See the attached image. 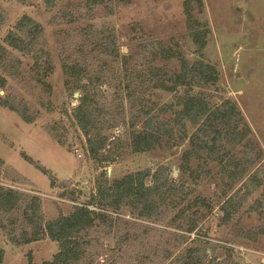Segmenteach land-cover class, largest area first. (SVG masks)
Segmentation results:
<instances>
[{
	"label": "rangeland",
	"instance_id": "rangeland-1",
	"mask_svg": "<svg viewBox=\"0 0 264 264\" xmlns=\"http://www.w3.org/2000/svg\"><path fill=\"white\" fill-rule=\"evenodd\" d=\"M25 1L0 0V79L6 84L4 89L0 87V96L27 105L35 117L27 123L18 112L0 105L3 183L39 195L45 220H50L68 215L74 205L88 201L102 171L113 179L140 169H161L162 179L168 178L175 189L179 209L201 195L211 199L212 210L206 211L201 204L188 210L198 221L193 232L171 223L178 210L158 221L136 218L125 210L121 220L111 227L99 226L90 237L89 250L96 264H185L189 248L195 249L193 257L203 264H264V232H258L264 219L252 209L256 201L264 204V186L245 201L229 223L222 224L219 202L227 186L216 162L192 158L189 169L184 170L182 156L188 142L178 146L163 143L145 153H134L129 147L136 109L150 107L157 113L174 101L175 95L150 88L146 76L142 85L136 80L134 89L139 95L129 99L124 85L119 88L117 84L122 60L132 55V65L145 62L139 65L147 69L151 52L142 44L158 40L169 44L177 40L187 57H194L185 0H58L53 7L45 0ZM204 4L200 16L212 29L205 59L217 64L220 80L196 90L211 93L216 103L231 99L238 105L251 128L248 137L254 150L263 151L258 162L263 171L264 0H204ZM25 15L42 26L33 52L43 47L48 53L53 67L45 78L48 86L36 80L33 53L15 50L6 41ZM114 42L118 57L109 54ZM71 56L86 63L89 78L81 84L91 91V103L98 110L97 126L110 136L109 145L100 151L108 161L89 153L86 138L71 116L85 95L84 90L73 91L66 84L62 63ZM165 64L157 61L154 65ZM179 92L182 94L183 88ZM148 116L137 127L143 126ZM158 117L160 122L168 121L170 113L161 112ZM242 145L235 152L244 151ZM177 223L183 225L182 219ZM0 249L4 250L3 264H44L58 252L59 243L45 237L15 246L0 228Z\"/></svg>",
	"mask_w": 264,
	"mask_h": 264
},
{
	"label": "trees",
	"instance_id": "trees-1",
	"mask_svg": "<svg viewBox=\"0 0 264 264\" xmlns=\"http://www.w3.org/2000/svg\"><path fill=\"white\" fill-rule=\"evenodd\" d=\"M57 1L45 0L50 7ZM204 5V0L184 2L186 27L194 46L192 51L194 57L188 58L177 40L170 44L162 40L145 45L143 43L142 46L151 52V59H147L149 64L147 69H141L139 65L145 62L136 61V65H132L133 56L125 55L122 60L121 80H118L117 84L119 88L124 85L125 94L129 99L135 98L139 95L138 89H134L136 80L142 85V82H146L147 76L150 77V88L175 95V100L166 104L157 113H153V108L150 107L136 109L131 120L129 147L134 153H145L163 143L178 146L188 142L189 148L182 156L184 170L189 169L192 158L216 162L220 167L221 178L226 180L227 188L223 191L221 195L223 200L219 203L222 211L220 222L227 224L245 201L264 186V170L262 171L261 165H258L263 151L254 150V144L248 137L251 128L235 102L225 99L221 103H216L211 93L196 90L214 86L220 80L217 64L205 59V50L212 29L208 21H204L200 16ZM2 23L3 15L0 13V26ZM41 33V24L31 16L25 15L16 24V30L8 33L6 41L15 50L33 53L36 80L48 86L45 78L53 69L48 53L43 47L33 52ZM109 54L119 56L115 42ZM157 61L166 64L157 67L154 65ZM104 65L106 64L101 66ZM62 67L68 77L66 80L68 88H72L73 91L81 89L85 91L80 103L73 108L71 116L86 138L89 153L100 161L110 160L108 156L100 155V151L109 145L110 136L103 134L102 127L97 126L98 110L91 103L93 98L90 95L91 91L86 85L81 84L84 78H89L86 63L79 57L71 56L63 60ZM97 79L99 80L98 77ZM0 82V87L4 89L5 80L1 78ZM181 88L183 92L178 94ZM0 105L18 112L27 123L35 120L28 112L27 105L21 106L4 96H0ZM161 112H169L170 120L160 122L158 113ZM145 115L149 116L143 126L137 127ZM241 145L244 151L235 152ZM25 158L33 161L28 155H25ZM3 165L4 160L0 157V228L6 232L15 246L37 242L45 237L58 242V252L52 260L45 261L44 264H96L89 250L92 246L90 237L98 231L99 226L111 227L121 220L125 210H129L133 217L155 221L178 210L171 223L185 228L187 232H193L198 227V221L188 213V210L200 204L206 211L213 208L210 198L199 195L194 197L187 207L179 209L181 203L174 197L175 189L168 178L162 179L161 169L157 171H152L151 168L140 169L113 179L107 176V171H102L95 180L96 191L88 201L74 205L68 215L61 214L45 220L39 195L23 192L3 183L1 179ZM231 191L233 193L230 194ZM255 203L252 209L264 219V204L259 201ZM193 214L196 212L193 211ZM179 219H182L183 225L177 223ZM258 232H264L263 225ZM187 252L185 264H203V260L193 257L195 249L189 248ZM3 262L4 250L0 249V264ZM28 264H32L31 261Z\"/></svg>",
	"mask_w": 264,
	"mask_h": 264
}]
</instances>
